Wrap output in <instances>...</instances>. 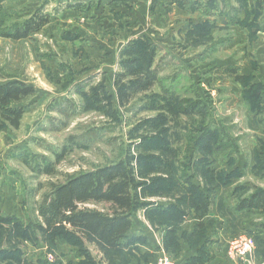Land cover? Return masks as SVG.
Returning a JSON list of instances; mask_svg holds the SVG:
<instances>
[{"label": "rangeland", "instance_id": "1", "mask_svg": "<svg viewBox=\"0 0 264 264\" xmlns=\"http://www.w3.org/2000/svg\"><path fill=\"white\" fill-rule=\"evenodd\" d=\"M74 2L6 0L2 4L0 29L29 19L37 9L50 16V23L28 39L16 41L0 36V83L17 80L37 90L22 103L26 109L19 129L12 128L0 114V214L3 217L16 216L26 224L36 222L38 206L51 193L53 185L64 183L67 176L94 171L120 160L131 166L137 182H143L145 178L141 176L149 173L140 172L139 160L161 157L157 150L142 146L146 139L166 140L167 146L176 152H167L165 159H172L177 166L187 157L197 161L208 155L196 153L193 148L199 137L196 132L199 121L211 123L212 129L220 134V142L225 144L222 152L211 157L213 163L230 164L225 170L227 173L233 166L244 167L241 176L234 179L233 187L247 185L249 193L264 188V174L251 170L256 153H264V101L259 111H253L251 104L242 97L235 76L230 74V69L238 74L250 72L264 85V0H247L248 9L252 11L246 17L241 10L243 4L233 0V11L229 9L231 5L228 8L232 20L225 25L215 23V28L202 40L197 38L198 34L181 31L191 18L189 20L186 18L189 14L179 10L171 22L166 18L169 13H165V20L154 22L151 14L142 11L139 1L138 7L129 8V4L119 1L115 6L99 9V0H86L85 10L72 16L67 11ZM224 3L219 1L222 13L227 11ZM89 7L97 13L99 9L100 14L89 13ZM114 9L118 11L116 16ZM188 9L191 11L192 6ZM139 14L145 18L139 21ZM243 17H248L259 30L244 31L238 22ZM115 30L123 33L121 40L114 36ZM140 34L155 45L151 51L155 55L152 70L156 77L149 90L131 88L132 98L123 106L117 99L112 80L123 72L120 64L122 41L138 39ZM169 41L175 45L174 49L168 45ZM79 87L85 92L99 87L100 111L84 107ZM169 90L179 96L184 105L200 101V113L183 114L178 106L166 108L168 103L164 99ZM62 155L64 159L57 163L56 156ZM44 159L56 162L55 174L33 170L30 164L42 165ZM156 175L150 173L148 179L158 177ZM200 176L195 182L207 189V183ZM141 196L144 198L139 199L141 202L164 204L166 199L182 195L173 193L165 197L146 193ZM85 207L108 209L105 204ZM145 213L139 209L133 231L150 240L148 248L154 253L151 256L141 252L106 256L94 244L86 243L99 264H158L165 257L173 264L179 263V239L174 244L178 248L172 244L173 248L167 249L165 224L158 221L152 225ZM246 219L247 226L244 224L224 239L223 255L217 264H264V247L255 239V248L244 258L233 262L227 257V248L236 237L254 238L259 234L264 238L263 230H255L256 224L264 218L250 214ZM184 222L178 224L177 230H181ZM211 226L210 223L209 228ZM193 232L183 231L180 239L191 251L204 240L189 238ZM5 236L4 230L0 231V244L3 242V247L22 250L25 264H75L82 259L65 241L61 248L52 250L43 240L33 244L18 241L12 235L8 239Z\"/></svg>", "mask_w": 264, "mask_h": 264}, {"label": "trees", "instance_id": "2", "mask_svg": "<svg viewBox=\"0 0 264 264\" xmlns=\"http://www.w3.org/2000/svg\"><path fill=\"white\" fill-rule=\"evenodd\" d=\"M5 1L0 0V16L3 13L2 4ZM239 2L243 4L241 10L250 14L252 10L248 9L247 0H239ZM254 13L255 10L252 14ZM238 22L250 31L253 28L255 30L260 28L251 24L248 17ZM49 23L50 16L42 9H37L29 19L13 27L0 29V36L16 41L25 40L32 33L40 32ZM213 28L215 26L206 21L190 25L185 34H198L197 38L202 40ZM153 44L148 38L143 37L132 40L123 47L120 54L123 72L116 74L114 81L117 99L121 105L125 106L131 100V88L146 91L154 84L153 80L156 76L154 69L152 70L155 59L154 52L151 51L152 46H155ZM230 72L233 75L237 73L235 70ZM255 80L256 75L253 73L235 76V81L243 87L242 97L251 104L253 111H259L264 101V85ZM100 89H103V85ZM77 90L85 102L86 109L101 110L99 87H93L90 92L83 91L81 87ZM36 93L34 86L22 81L13 80L0 83L1 118L12 128L19 129L26 109L22 103ZM165 95L164 102L168 103L166 106L168 109L178 106L183 114L200 113L201 111L198 106L200 101L194 100L184 105L185 102L180 101L179 96L176 97L171 90ZM197 125L196 132H199V137L194 142V151L208 154L201 156L197 161H192L187 157L185 162L177 166L172 159H167V157L165 159L167 152H176L167 146L166 140L146 139L142 146L152 151L157 150L161 157L153 156L139 160L140 172L149 173L148 175L143 173L141 176L145 178L143 182L136 181L131 166L123 160L99 167L94 171L67 176L64 183L53 185L51 193L39 204L36 222L26 224L16 216L3 217L0 214V231L4 230L6 233L5 239L12 235L18 241H28L33 244L43 240L52 250L57 248L58 242L65 241L82 257L78 264H99L86 248V243L94 244L101 253L109 256L114 253L135 254L134 251L139 250L138 244L143 245L148 242L145 235H138L133 231L134 218L139 209L146 211L147 219L152 225L158 221L165 224V247L167 249L172 247V244H176L177 226L187 218V209H192L195 210L196 218L200 222L196 225L197 229L188 237L204 238V240L200 243L196 255L188 258L184 264H208L211 257L207 247L209 238L206 232L210 224L204 222V216L209 212L215 192L241 176L242 172L236 169L227 173L228 171H218L212 168L211 157L215 153L222 152L225 144L220 142V134L212 129L211 123L199 121ZM63 159L64 155L56 156L57 163ZM55 163L44 159L42 165L39 163L30 165L36 172L53 175L56 172ZM252 171L264 174V153H256ZM150 173L157 174L158 177L148 179ZM199 175L207 183V189L195 182ZM146 193L153 196L166 197L173 193L182 196L173 197L174 201L168 204L139 201L143 198L141 195ZM234 196L235 211H248L264 218V188L249 193L248 186L241 185L235 189ZM88 204H105L108 209L107 211L89 209L85 207ZM256 229L264 231V221L256 224ZM254 239L261 247H264L263 237L255 234ZM25 263L22 250L3 247V242L0 244V264Z\"/></svg>", "mask_w": 264, "mask_h": 264}, {"label": "crops", "instance_id": "3", "mask_svg": "<svg viewBox=\"0 0 264 264\" xmlns=\"http://www.w3.org/2000/svg\"><path fill=\"white\" fill-rule=\"evenodd\" d=\"M75 1V2H74ZM100 2H97V7L100 9V7H110V6H115L114 4H117L119 1H124L125 3L129 4V8H133V6H137L138 7V1L141 4V8L142 11L145 12V14H148L152 16L154 22H158L159 20H165V13L169 15L166 17L167 21L173 20L172 18L177 16V10H179L181 13H186L189 14L186 16V18H188L190 20L188 25H195V24H201L203 22L209 21L211 24L215 25V23H221L223 25L228 24L230 22V20H232L230 18V14H229V6L231 5V7L229 8L231 11H233V0H99ZM171 1V2H170ZM219 1H225L224 6L227 9V11L225 10V12L223 11L220 12L219 11ZM73 6L69 7L67 13L69 15L75 16L78 13H80L79 11L84 9V5L86 4V0H73ZM249 3V2H248ZM251 3V2H250ZM249 3V5H250ZM79 4V5H78ZM81 4V5H80ZM106 4V6L104 5ZM169 4V6H168ZM191 5L192 6V10L191 11L188 9V6ZM221 5V4H220ZM83 6V7H82ZM90 6V5H89ZM91 7H89V13L90 11L93 12V14L96 16H98L100 14V10L98 9L97 11H99L98 13L95 12ZM165 9H168L167 12H165ZM87 11V10H86ZM117 10L114 9L113 15L116 16L117 14ZM120 12V11H119ZM122 12V11H121ZM138 12V11H137ZM190 13H193L192 15ZM245 13V17H246V12ZM111 14V13H110ZM112 15V16H113ZM235 16V15H234ZM264 17V16H263ZM139 21L142 18H145L142 14L138 15ZM242 19V18H241ZM238 20V19H237ZM236 20V21H237ZM246 19H242V21H244ZM93 21H97L96 19ZM216 24V25H217ZM188 25L185 26V30L182 28L181 31L185 32L186 29L189 27ZM239 28L241 26H238ZM243 29V27H242ZM244 31H247L248 33H250V31L246 28H244ZM109 32V31H108ZM260 32V31H259ZM114 36L117 39H120L123 36V33L117 32L116 30L113 31ZM143 34H140L139 38H143L144 36H142ZM183 36V35H182ZM148 38V37H146ZM149 39V38H148ZM121 40V39H120ZM134 40V39H133ZM130 41V40H129ZM129 41H122V49L123 47L129 43ZM152 42V41H151ZM170 44L168 43V45H170V47L172 49L175 48V45L169 41ZM121 49V50H122ZM232 71V70H230ZM237 72V71H236ZM232 74V73H230ZM250 72L248 73H235L234 75H249ZM114 81H115V76L113 77L112 80V85L114 87ZM256 82H260L259 80H255ZM263 83V82H262ZM243 92V87L241 84L237 83ZM198 87V86H197ZM214 162V161H213ZM227 165L228 167H230V164H222V166H218L215 163L212 164V168L219 170H227ZM218 166V167H217ZM243 166L239 164V166H233L232 170H230V172L238 169V170H243ZM252 170V168H251ZM242 172V171H241ZM197 181V180H196ZM234 179L226 186L219 188L214 196H213V200L209 209V212L204 216V222L210 224L211 223V227L208 228L207 230V237L209 238V242H208V250L210 252V257L211 260L209 261L208 264H217L221 262V256L223 255V250H224V239H226V236L231 235L232 231H236L239 228L244 227V224L247 226L246 222L248 221L246 219V217L252 213L248 212V211H242V212H237L235 211L234 207H235V196H234V191L236 188L239 187L238 186H234ZM174 199H166L165 203L168 204L170 202H173ZM188 211V218H185V222L183 223V225L181 226V230H178V234L177 237L179 239V243L181 244V251L179 253V263L177 264H184L185 261L192 257L195 256L197 253V249L200 248L197 247L196 249L194 248L192 251L189 249L190 247L188 246L187 243L180 241L181 239V235L183 231H188V232H193V230H195L196 225L200 222V220H197L196 218V214H195V210L192 209H187ZM136 218H134V222ZM187 221V222H186ZM245 221V222H244ZM135 225V223H134ZM166 230V228H165ZM256 230V228H255ZM66 243L64 242H58V248H61L63 245H65ZM150 240L148 239V242L146 244H138L137 247L139 248L138 251H134V253H139L141 252L142 254H150L149 256H151L154 251H151V249L148 248V246H150ZM69 248H71L70 246H68ZM136 247V246H135ZM75 252V251H74ZM143 256V255H141ZM80 261V260H79ZM75 264H78V261H76Z\"/></svg>", "mask_w": 264, "mask_h": 264}, {"label": "built area", "instance_id": "4", "mask_svg": "<svg viewBox=\"0 0 264 264\" xmlns=\"http://www.w3.org/2000/svg\"><path fill=\"white\" fill-rule=\"evenodd\" d=\"M255 248V240L248 235H241L231 241L227 248V257L233 262L247 256ZM158 264H173L172 260L165 257Z\"/></svg>", "mask_w": 264, "mask_h": 264}]
</instances>
